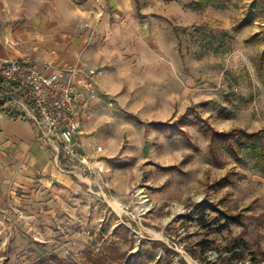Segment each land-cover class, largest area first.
<instances>
[{"label":"rangeland","instance_id":"1","mask_svg":"<svg viewBox=\"0 0 264 264\" xmlns=\"http://www.w3.org/2000/svg\"><path fill=\"white\" fill-rule=\"evenodd\" d=\"M85 1L21 0L20 5L36 15L62 4L58 11L63 9L65 21L69 6L75 9ZM161 1L163 6L176 1L189 7L188 28L174 27L166 19L154 20L153 28L155 16L141 15L148 0H135L136 14L144 37L154 41L156 50L161 51L158 42L172 37V29L178 35L184 65L177 74L180 82L189 83L190 105L177 106L169 120L135 126L140 132L135 131L131 144L126 140L119 152L113 143L114 158H97L111 162L106 176L98 170L82 176L62 172L59 182L19 193L20 200L0 221V264H35L49 256L93 264L92 259L110 258L111 246L127 258L137 253L147 258L150 252L155 255L152 264H264V170L256 153L242 149L235 155L223 148L217 155L219 166L210 154L214 133L242 130L264 136V5L258 0H211L197 11L192 7L196 0ZM81 19L89 23L76 14L64 26L85 31L77 25ZM246 19L251 24L238 29ZM162 77L166 82L168 77ZM107 120L104 137L114 135L116 143L125 139L128 124L140 125L130 117ZM156 123L172 127L151 136ZM141 139L154 143L153 153L151 147L141 149ZM142 157L148 160L138 165ZM124 171L138 182L118 177ZM146 180H154V186L144 187ZM224 180L230 183L220 188L217 184ZM145 193L154 199L148 201ZM204 202L240 217L241 224L230 223L220 231L229 220L209 211L210 227L202 228L197 214ZM203 240L211 242L205 252L199 244ZM235 243L238 248L227 250ZM110 259L109 264H116Z\"/></svg>","mask_w":264,"mask_h":264},{"label":"crops","instance_id":"2","mask_svg":"<svg viewBox=\"0 0 264 264\" xmlns=\"http://www.w3.org/2000/svg\"><path fill=\"white\" fill-rule=\"evenodd\" d=\"M20 3L21 0H0V64L30 56L55 69H69L84 62L104 71V76L97 80L99 96L92 102L89 115L81 120L80 136L84 154L102 176H106L111 162L97 158H114L113 143L119 152L126 140L131 144L130 138L138 131L135 126L169 120L177 112V106L190 105L189 83L180 82L177 74L184 65L178 35L172 29L169 40L158 42L161 51L154 49V41L149 42L148 36L143 35L144 25L137 17L135 0H86L75 9L69 6L65 21L63 9L58 11L62 4L57 7L54 3L52 12L37 11L36 15H30ZM162 4L161 0L156 4L148 0L141 10V15L155 16L153 28L154 20L162 19L172 22L174 27L188 28L189 7L176 1L167 6ZM76 14L84 15L94 27L92 39L91 30L64 26ZM163 53L167 55L165 60ZM162 74L168 77L166 82ZM106 109L111 110L110 116L105 114ZM120 116L130 117L140 125L128 124L122 133L125 139L116 143L115 136L105 138L103 130L106 118L109 123L112 117ZM162 130L153 127L149 132L154 136V131ZM108 142L110 146L104 148L102 145ZM97 146L103 148L102 153L96 151ZM139 146L144 152L149 147L154 152V143L150 145L148 140L141 139ZM147 160L140 158L138 165L146 164ZM64 175L56 167L52 152L37 141L31 123L0 113V221L8 215L14 201L20 200L19 193L38 184L59 182ZM118 177L124 181L130 179L132 184L139 180L125 171ZM143 186L152 188L154 180H146ZM143 197L148 201L150 197L154 199V195L147 193Z\"/></svg>","mask_w":264,"mask_h":264},{"label":"built area","instance_id":"3","mask_svg":"<svg viewBox=\"0 0 264 264\" xmlns=\"http://www.w3.org/2000/svg\"><path fill=\"white\" fill-rule=\"evenodd\" d=\"M77 25L91 30L92 39L94 27L90 23L81 19ZM103 76V70L84 62L55 69L30 56L6 60L0 64V100L6 103L2 113L31 123L37 141L52 152L61 172L76 176L95 173L98 169L83 152L81 120L98 98L97 80ZM95 148L103 152L101 146Z\"/></svg>","mask_w":264,"mask_h":264},{"label":"trees","instance_id":"4","mask_svg":"<svg viewBox=\"0 0 264 264\" xmlns=\"http://www.w3.org/2000/svg\"><path fill=\"white\" fill-rule=\"evenodd\" d=\"M229 2L230 0H225ZM264 5V0H258ZM211 0H196L192 3V7L197 11H202L206 9V7L210 4ZM251 24L250 19H246L238 29H244L247 26ZM256 38V37H254ZM253 40V39H252ZM263 60H264V54H263ZM6 103L0 100V113L4 112ZM10 118L15 119V114L8 115ZM156 128L158 129H168L169 126L172 127V125L168 124H155ZM223 148L227 149L231 152V154H237L242 149L251 150L256 153V156L258 158L259 165L264 170V136L262 132L257 133H248L242 130H234L231 133H214L210 137V154L214 158L215 163L217 166L220 165L217 155L218 152L221 151ZM228 180L222 181V183H218L217 185L220 188H225L228 186ZM209 211L218 212L221 214L223 218H227L229 221H227L225 224L221 225L219 227V230L222 231L225 228H228L230 226V223L234 224H241L240 217L237 216H227L226 214L220 213V211H217L213 205H210L208 202H204L202 205L198 206V214H197V221L199 223V226L202 228H209L210 225L206 221V214ZM157 245L163 246L164 248H167L165 245H162L160 243H155ZM203 248L202 250L205 252L206 250H209L211 247V242L203 240L199 243ZM234 248H238V244H234L232 247L228 248L227 250H233ZM108 251L111 252L110 258H114L116 260V264H152V260L155 257L150 252H147L146 255L149 257H145L141 253H137L136 255L132 257H126L125 255H120L119 252L116 249H113L112 246L108 248ZM110 258H98V259H92L93 264H109L108 262L111 260ZM35 264H75V263H69L64 260L58 259L55 256H49L45 259L38 260ZM159 264V263H157Z\"/></svg>","mask_w":264,"mask_h":264}]
</instances>
